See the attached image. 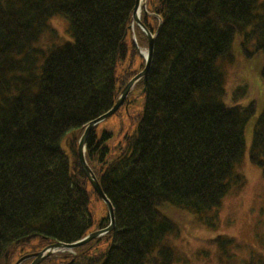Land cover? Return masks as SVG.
Returning a JSON list of instances; mask_svg holds the SVG:
<instances>
[{"label": "trees", "instance_id": "trees-1", "mask_svg": "<svg viewBox=\"0 0 264 264\" xmlns=\"http://www.w3.org/2000/svg\"><path fill=\"white\" fill-rule=\"evenodd\" d=\"M134 6L135 0H0V264L73 244L93 228L90 193L98 196L80 169L77 144L135 76L116 74L133 43L147 42L135 30L127 44ZM147 6L140 22L155 37L136 128L111 163L103 144L108 134L99 141L93 130L85 146L112 205L113 229L40 264H175L169 239L178 228L163 209L201 219L244 184V131L255 102L229 105L225 83L237 44L247 59H260L264 83V0H147ZM55 17L68 23L69 40L42 51L37 44ZM240 96L234 92V100ZM249 162L264 178V108L254 121ZM100 240L108 241L107 250L92 254ZM225 241H209L222 263L264 264V233L241 261L227 250L239 247Z\"/></svg>", "mask_w": 264, "mask_h": 264}, {"label": "rangeland", "instance_id": "rangeland-1", "mask_svg": "<svg viewBox=\"0 0 264 264\" xmlns=\"http://www.w3.org/2000/svg\"><path fill=\"white\" fill-rule=\"evenodd\" d=\"M143 5H146L145 0H143ZM49 25L50 28L45 31L37 44V48L42 51L49 49L53 43L59 45L69 40L66 20L62 17L51 18ZM135 30L139 31V28L135 24H131L127 44H130ZM52 31L56 33V36H53ZM236 42L238 43V40ZM237 46L233 45L236 64L233 68H229L227 74L225 101L229 105L241 106H245L251 101L255 102V113L247 122L244 131V155L240 166L244 184L241 188L233 187L221 201L220 207L209 211L201 219H197L193 214L184 210L163 209V215L174 222L178 228L177 237L175 235L176 238L173 236L169 239L178 257L175 264H226L222 263L221 260L224 257L220 255L217 246H212L209 243L218 236H221L224 241H233L234 245L239 247L234 249L233 245H227V250L230 254L235 255L236 260L241 261V257L245 258L249 250L257 247V237L264 233V178H262L260 170L249 162L254 121L258 119L264 108V83L258 74L261 68L260 59L257 57L247 59L237 49ZM147 48L148 41L141 47L134 48L131 57L117 66V76L123 72L129 73V75L140 73L144 64L141 52L147 51ZM237 90L241 91V96L234 100V92ZM127 98V105H124L117 114L100 122L95 128V134L99 141L104 134L109 135L103 141L104 146L108 149L105 155L107 163H111L117 158L124 137L127 134H133L136 128L137 118L140 116L145 102L143 88L140 86L132 88ZM89 210L93 219V228L90 232L93 233L100 230L98 228L102 221L108 218V211L106 205L91 193ZM107 247L108 241L100 240L91 253H103ZM57 253L73 254V251L67 250L54 254Z\"/></svg>", "mask_w": 264, "mask_h": 264}, {"label": "water", "instance_id": "water-1", "mask_svg": "<svg viewBox=\"0 0 264 264\" xmlns=\"http://www.w3.org/2000/svg\"><path fill=\"white\" fill-rule=\"evenodd\" d=\"M141 0H135V7L133 10V15H132V20L133 22L145 33L147 40H148V48H147V56L145 59V64L143 70L136 75L123 89L121 92L119 98L117 99V102L115 105L112 107L110 111H108L106 114L103 116L99 117L98 119L92 121L89 123L83 133L82 138L78 142V148H77V154H78V159L81 165V168L83 170V173L85 174L88 182L90 183L91 187L95 191L96 195L98 198L106 205L107 211H108V219H109V226L106 227L105 229L93 232L89 235H87L85 238H83L81 241L74 243V244H62V243H56L54 245L48 246L45 249H43L41 252L32 255V256H26L20 260H18L15 264H21L24 261L28 259H33L31 264H40L42 261L45 259L49 258L52 253L54 252H59V250H69L72 251L74 249H77L79 247H82L86 244H88L90 241L94 239H98L99 237L109 233L112 231L113 226H114V211L112 208L111 203L109 200L106 198L104 193L102 192L99 183L97 179L95 178L94 174L92 173L91 169L87 166L85 162V145L87 142V137L92 130L94 126L99 124L100 122L104 121L105 119L113 116L118 110L124 105L126 98L132 89L134 83L138 81L139 79H143L144 87H146L147 83V76L150 68V63H151V58L153 54V45H154V37L155 35H151V33L147 32L144 27L141 25L139 16H138V9L140 8ZM145 6V5H144Z\"/></svg>", "mask_w": 264, "mask_h": 264}, {"label": "bare ground", "instance_id": "bare-ground-1", "mask_svg": "<svg viewBox=\"0 0 264 264\" xmlns=\"http://www.w3.org/2000/svg\"><path fill=\"white\" fill-rule=\"evenodd\" d=\"M142 1V0H141ZM141 5V4H140ZM141 8H143V7H141ZM141 8H139L138 9V15H141V13H142V9ZM141 23V22H140ZM137 26V25H136ZM138 27V26H137ZM133 45H134V48H139V47H141L142 46V44H140L139 42H135V43H133ZM141 54L144 56V58H145V56H146V51L145 52H141ZM148 77V76H147ZM133 78H131L130 80H129V82L132 80ZM128 82V83H129ZM139 82H142L143 83V79L141 78V79H139L138 81H136L135 83H134V85H133V87L132 88H135L137 85H138V83ZM146 85H147V83H146ZM143 87H144V83H143ZM145 88L146 87H144L143 88V92L145 91ZM131 91V90H130ZM130 93V92H129ZM129 95V94H128ZM128 97V96H127ZM128 99V98H127ZM115 105V104H114ZM98 125V124H97ZM96 125V126H97ZM96 126H94L93 128H92V130L90 131V133H89V135L91 134V132L94 130V132H95V128H96ZM87 127V126H86ZM86 127L84 128V130H83V133H84V131H85V129H86ZM83 133L80 135V138L79 139H81L82 138V136H83ZM89 135H88V137H89ZM88 137H87V140H88ZM85 162H86V164H87V161H86V158H85ZM78 163H79V166H80V169L82 170V168H81V165H80V162H79V159H78ZM87 166L89 167V165L87 164ZM89 169H90V167H89ZM82 172H83V170H82ZM96 239H94V240H92V241H90V242H93V241H95ZM81 241V240H80ZM89 242V243H90ZM88 243V244H89ZM60 252H62V251H67V250H59ZM52 254H54V253H52ZM21 259V258H20Z\"/></svg>", "mask_w": 264, "mask_h": 264}]
</instances>
